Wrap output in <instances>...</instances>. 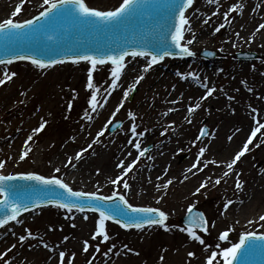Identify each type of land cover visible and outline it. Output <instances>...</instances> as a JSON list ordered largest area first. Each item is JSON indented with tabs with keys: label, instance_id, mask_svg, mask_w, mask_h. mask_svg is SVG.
<instances>
[{
	"label": "rangeland",
	"instance_id": "obj_1",
	"mask_svg": "<svg viewBox=\"0 0 264 264\" xmlns=\"http://www.w3.org/2000/svg\"><path fill=\"white\" fill-rule=\"evenodd\" d=\"M31 1L21 0L23 4L21 11L12 19L16 21L19 16L30 19L34 14H38L44 8L50 6V4H45L44 0H37L38 4H31ZM54 1L52 0V2ZM233 1L228 0L224 1V3L222 2V8L218 7L212 12L214 19L217 20L216 23H219V25L221 23L225 24V27L220 32H225L230 28V22L236 17L239 11L232 10L235 5ZM86 2L90 7L97 8L100 11H106L107 9L116 8L123 0H86ZM207 2L208 0H196L194 6L189 11L190 16L203 7L206 9ZM21 3L19 6H21ZM225 12L228 13L227 20L224 16ZM221 36H223V33L218 34V38H221ZM191 49L196 52L195 58H198V60H193L185 68H181L177 64V67L173 71L168 72L169 74H174L173 78L169 79L168 75H165L162 79L165 83L158 90L152 92L150 91L149 84L153 80V74L157 71V68L161 73H164V69L168 65L167 63L169 62L171 65H175L174 63L176 61L173 58H168L166 62L160 61L148 71L142 73V69L151 61L147 62L148 59L143 60L142 57H130L127 59L124 74L118 81L119 85L123 88L122 93L126 91V86H130V89L132 88L135 79L139 75H143L144 79L139 84H136L134 90L129 92L127 99H124L123 94L116 96L114 98L115 100L113 99L114 112L116 107L123 101L124 107L115 113L113 120V122L122 120L123 125L113 133H110L109 128L112 123L104 131L103 136L98 137V133L101 132L98 131L95 134L93 133L91 138H84L85 133H81L86 120L85 112H90L89 106L84 102V99L88 98L89 95H86L80 101L79 94L77 93V90H80L81 85L85 81L87 87L88 72L90 69L89 63L60 64L46 69H40L35 65L23 62L0 67V78H4L5 72L8 75H11L13 72L16 73L11 80L6 81L4 85L0 86V104L4 100L9 99L8 95L2 96V94L14 84L12 85V87L14 86L13 92L11 91L13 98L9 99L8 102L12 101L18 104L24 101L27 103L28 109L22 108L23 115L27 113L32 105L42 101H50L52 104L61 107L57 115L51 113L52 111L47 113L44 120H47L48 123L43 131L35 134L32 132L30 134L33 136V140L28 141L23 146L20 155L29 148L31 151L25 160L21 161L19 159L16 165H11L15 167V170H13L15 173L27 172L37 165L35 169L40 174L52 176L51 171L54 168L52 166V160L55 156L61 157L63 155V160H60V162H63L67 159V156L76 155L82 149L88 148L89 144H92V148L88 149V158L83 164L89 165L86 170L91 180L86 182L84 177H80L78 181H74L73 179L70 183L73 189L96 191L97 187H99L100 194L103 195H111L114 191H117L124 194L129 203H132L134 206H156L165 211L169 217L167 220V228L164 226H153L145 227V229H124L117 224L106 222V231L110 235V240L104 242L100 237H97L96 240L92 239V235L98 227L97 215L77 212L68 213L66 210L48 207L43 211L34 213V216L37 217L35 222L26 223L22 226L20 233L15 234L12 240L8 241L9 238H5L1 242L0 256L2 258H0V264H5V261L8 264H42L44 257L48 256L49 253L47 248L41 243V238L49 245V248H56L54 264H86L90 258L94 259L93 264H206L208 257L213 251L218 253L217 257L213 260V264H223V257L219 255V252L223 248L231 247L232 244L237 243L240 235L247 231L264 233V227H262L264 221L244 227L228 220L220 221V217L224 214V203L227 200L237 199L240 195V190H237L235 187V181L227 187L224 186L225 181L228 179L224 175L221 176V183L219 185H215V180L208 181L206 187L202 188L199 193H196L197 188L187 191L184 190L182 185H185L188 181V179L183 178L184 175L181 176L180 181H173L171 185L163 187L164 189H161L158 195L149 196L148 198H144V194L134 190V187H132V181L136 177L137 167L147 164L150 161L149 153L154 149V144L153 142L143 143L144 135L133 137L131 127L134 122L130 120L126 123L128 113L141 109L135 118H137L139 123L148 124L150 120L148 110L150 108L147 103L149 100L154 101L161 96H166L171 93L175 83L191 84L190 79L192 77L183 79L178 73L187 75L191 72L197 74L199 77L200 71L198 67L200 65L202 66L210 59H223L219 55L222 48L217 42L202 45L197 50L193 47ZM204 50L215 51L216 56L214 58L206 57L203 55ZM240 52H255L258 58L250 61L240 60L237 58V53ZM227 55L226 59L219 63L215 76L208 83L209 89H215L214 93L208 96L207 99H201L205 97L208 89L199 88L197 97V100H199H195L191 106L194 111L189 113L187 109V113L185 115L183 114L184 116L182 115L180 118L179 125H183L182 129L183 132H186V136H183L181 143L176 142V144L169 145L164 152V155L170 161L167 169L168 173L164 178H167L169 173L177 172L184 166L190 164L196 157V147L193 141H196L204 126L208 127V136L214 131H212L213 127L218 128L222 125L223 131H227L236 120L240 122L241 115L262 116L261 122L264 121V103L259 98H256V96L263 93V90L259 89L256 91L257 93L254 92L255 94L247 93V88L255 90L259 87L258 81L261 79V74H263L264 78V56L253 49L244 50L234 47L230 49ZM237 62L241 63L242 66L247 65V68L243 69L241 67L236 71L227 69L229 65L233 66ZM112 67V65H98L97 69L92 72L93 84L100 89L96 95L101 103H103V97L106 96L105 90L109 89L110 83L112 82ZM255 73H259V75L255 76ZM192 86L193 88L187 92L186 96L191 95L193 89L197 87L195 83H192ZM185 87L184 89L187 91L188 86ZM134 91L135 93L132 96ZM11 94L9 93V95ZM74 94L76 95L75 97ZM251 95L254 97L251 98ZM244 96H247V100L240 101ZM217 97H221L224 102H229L226 107L229 106L228 108L230 109V106H235V109L227 110L223 114L217 112L209 115V117H203L202 113L206 111L210 103ZM230 97H234V99H229ZM69 104H71L70 110L68 108ZM156 104L157 101L151 108L152 112L155 111L154 106ZM196 104H200L201 107L196 109ZM76 106L82 110V113L77 116L74 114V108ZM108 109L106 108L105 112ZM235 113L239 115L237 119ZM154 114L156 113H152V115ZM190 115L191 120L189 119ZM225 115L228 119H225ZM189 120L191 123L188 122ZM41 122L42 120L37 121L33 128L38 127ZM171 128L172 126L168 128L164 127L163 131L167 132ZM141 132L143 130L137 126V133ZM4 133L5 129L0 132V138ZM80 133L81 135L76 138L75 134ZM165 136L167 137L166 134ZM207 136L201 137V139ZM97 139H99L100 143H95ZM130 139H133L134 142H140L142 149L150 148V150L145 156L140 157L132 170L124 177L130 185V188L125 190L122 182L121 184L113 185L111 180L115 179L118 175H122L119 169L114 168L116 164L115 159L117 153L128 146L125 143ZM262 141H264V129L255 137L253 144L249 147L250 151L240 161L241 167H244L243 163L246 162V166L240 173V180L245 185H248L253 178L259 177L264 173V142ZM258 143L260 147L257 148L255 145ZM65 150L71 152L66 153ZM0 157L2 158L1 154ZM97 170H99V173ZM54 175L62 179H67L63 168H61L59 173L55 172ZM241 193L243 195V191ZM161 195L164 196V199L160 203H157V198ZM213 197L215 198L212 199ZM190 205H194L195 208L200 209L208 220L207 232L193 229L205 241L203 245L191 239L189 234L183 231L187 226H184L180 222L181 217L188 212ZM85 215L88 216L87 220L84 219ZM229 229H231L229 231V238L227 240H220V234ZM26 230H31L35 238H29L25 242H20L18 237L20 235H26ZM66 236L68 237L67 241L64 240ZM85 240L89 242L87 252L83 251V242ZM13 244L16 247L18 245L27 247L35 244V249L24 259L13 262V254L16 251V247L12 248ZM97 244L100 247L99 252L95 251ZM113 244L115 247H112ZM110 248L111 251H108ZM9 249L11 250L9 251ZM61 251L65 253L63 262H61L59 257ZM105 252L108 254L105 255ZM189 252H193L194 255L189 257ZM4 253H7V255H3Z\"/></svg>",
	"mask_w": 264,
	"mask_h": 264
},
{
	"label": "snow or ice",
	"instance_id": "obj_2",
	"mask_svg": "<svg viewBox=\"0 0 264 264\" xmlns=\"http://www.w3.org/2000/svg\"><path fill=\"white\" fill-rule=\"evenodd\" d=\"M146 2V0H145ZM194 0H169V2L164 6L163 10L160 12L157 19V24L159 31L153 38H148L141 34H133L132 37L127 35H121L119 38H115L110 35L114 28L119 25H127L130 21L137 20L141 23L143 22V17L138 12L141 7V0H123L120 7L113 11H100L97 8L90 7L86 0H44L45 4H50L49 8L40 12L39 16L33 19H27L21 21H15L11 18L0 22V34H3L5 40V53L8 55L7 59H0V65H6L13 63L14 60L20 61H31L33 65L40 69L51 68L56 64L64 63L65 61H71L73 64H79L82 61L88 62L90 64V69L88 72V84L87 88L92 89L93 92L88 101L90 109L92 112L97 111V107H103L104 104L108 102V96L112 95V91L117 88V82L120 80L121 76L124 74V69L126 67L127 57H144L150 58V63H147L144 67V71H148L153 65L163 61L165 57H194L196 52L191 49V45L197 39L195 32L192 30V24L190 19L185 16V12L193 5ZM211 3H217L218 0H208ZM23 4L15 9L13 16L21 11ZM243 8L242 3H238L233 6V11H238ZM178 14V25L172 24L170 26V21L177 19ZM225 19L228 18V13H224ZM210 19V18H209ZM209 19L203 20V23L207 25ZM67 21V23H63ZM185 26H187L188 32L191 34V39H188L185 43H181L184 40ZM225 24L221 23L218 27L214 29V32H220ZM264 29V23L259 24L257 31ZM90 30H95L99 35H92ZM240 33H236L239 36ZM91 36V39L89 38ZM134 45H142L146 49L151 47L152 51L141 50ZM235 46V45H234ZM28 51H38L49 57L59 55L61 51L70 53L64 56V59H52L47 60L37 59L35 56L26 54ZM96 53V54H92ZM213 54V53H210ZM113 66L111 69L112 82L109 89H106V96L103 97V103L98 100L96 93L100 91L98 87L93 84L92 72L97 69L98 65H104L109 63ZM16 73H11L8 75L7 72L4 74V78H0V86L4 85L6 81L11 80ZM183 79H188L192 77L199 80V77L195 73H188L184 75L178 73ZM144 79L143 75H139L136 79L132 88L123 93L124 99H127L129 92L134 90L136 84H139L141 80ZM205 89H208L205 97L201 99H207L208 96L212 95L215 89H209L208 85L203 84ZM252 91L251 88L247 89ZM229 99H234L230 97ZM175 103V101H173ZM124 107L123 101L116 107L113 113V119H110L108 123L104 126V129L98 133L99 136L104 135V131L107 130L108 125L113 123L115 118V113L119 112L121 108ZM200 104H196L195 108H200ZM69 110L71 109V104L68 105ZM189 113L193 112L194 109L190 106L188 108ZM167 115V113H164ZM85 116L91 119V116L86 111ZM129 116L134 119V113L129 112ZM187 119V118H186ZM42 122L38 127L33 129V133H40L45 129L47 120L41 118ZM191 123V121H188ZM257 127L251 132L250 137L247 142L243 144L242 149L235 153L234 158L230 163H227V169L233 171L234 165L241 160V157L249 152V145L252 144V138L257 136V133L264 129V123L256 121ZM146 131V130H145ZM167 131V129H165ZM131 133L135 138L137 135H144V132L137 133V125L133 123L131 127ZM163 134V133H162ZM207 129H202L197 140L201 137L206 136ZM232 137H229L231 140ZM33 136L29 135L25 143L32 141ZM264 142V141H262ZM95 143H100L99 139ZM138 152L136 159H134L128 165H125L123 161L117 164V167L121 169L122 175H118L115 179L111 180L113 185L121 184L125 190L130 188V185L124 177L132 170L133 166L139 161L140 157L146 155L149 152L148 148L141 147L140 142H134L133 139L128 140ZM196 141H193L195 144ZM255 147H260V144H256ZM92 148V144L88 145V148L82 149L81 152L76 154L75 159L81 160L83 155L87 153L88 149ZM31 149L24 151L19 159L21 161L28 157ZM205 153V148L201 147L199 149L198 158L195 163L187 170L192 172L193 169L197 171H203L207 167V163L203 167L197 168V165L201 163L200 157H203ZM128 155H131L129 152ZM151 159V157H149ZM215 164L216 161H211ZM68 164L75 167L73 163V158L69 157ZM4 163L0 162V169L4 168ZM60 168H55V172L59 173ZM99 173V170H97ZM167 172L164 173L166 175ZM196 173H193L195 175ZM236 177L235 187L237 190H243V184L240 180V173L234 172ZM229 172L226 171L224 176L227 177ZM159 179V177H158ZM187 179V176L184 177ZM32 181L36 182L31 185H20L16 183H10L14 181ZM211 177H207L196 189V193H199L202 188L206 187L208 181ZM172 180L167 181V185L172 184ZM221 183V178L215 180V185ZM43 193L46 196H56L58 199H48V200H33L31 199L30 193ZM0 194L3 195V199L0 200V228H4L9 224L10 221H14L17 224L23 223L22 220L18 219L22 212H28L30 209H35L43 205H54L57 208L65 209L68 213H72L73 210L85 213L91 212L98 214V227L95 233L92 235V239L96 240L100 237L102 241L107 242L110 240V235L106 231V221H112L117 225H120L124 229H145V227L153 226H164L167 228L166 221L168 220V214L158 207H143L134 206L129 203L124 194L114 191L112 195H101L99 187L96 191H83L74 190L68 183L62 178L56 176L45 177L44 175L37 174L35 172L19 173L16 175H3L0 174ZM12 197V199H10ZM164 199L161 195L157 198V203H160ZM237 201L227 200L224 205V211H227L230 205H233ZM243 203V201H239ZM11 209V211H9ZM194 211V205L188 207V213L191 217ZM196 217L199 218V226L202 228L203 232L208 231V221L204 217L202 212L197 211ZM84 219L87 220L88 216L85 215ZM260 221H264V215L259 217ZM238 223V221H237ZM253 223V221H249ZM264 227V225H262ZM186 231L191 239L198 241L200 244H204L205 241L193 230L191 226L183 229ZM229 229L220 234V240H227L229 238ZM29 238H35L31 230H26V235H20L18 240L20 242H25ZM67 241L68 237H64ZM41 243L45 248H49V245L43 241L41 238ZM83 251L87 252L89 247V242L85 240ZM16 245L13 244L12 248ZM112 247H115L113 244ZM127 247V245H125ZM219 247V245H217ZM11 249H9L10 251ZM264 250V233H259L255 231L245 232L239 236V242L234 243L231 247H225L219 255L223 257V264H233L234 260H237L238 255L241 257H248L254 255L258 251ZM95 251L99 252V244L96 245ZM111 251V248L108 250ZM105 255L108 253L105 252ZM3 255H7L4 253ZM74 255V254H73ZM138 255V253H137ZM193 252H189L188 256H193ZM218 253L216 251L211 252L208 257L206 264H213V260L217 257ZM65 253L61 251L59 257L61 262ZM2 258V256H0ZM163 259V257H161ZM5 264H8L5 261ZM88 264H92L89 261Z\"/></svg>",
	"mask_w": 264,
	"mask_h": 264
},
{
	"label": "bare ground",
	"instance_id": "obj_3",
	"mask_svg": "<svg viewBox=\"0 0 264 264\" xmlns=\"http://www.w3.org/2000/svg\"><path fill=\"white\" fill-rule=\"evenodd\" d=\"M32 1L31 4H38L37 0ZM223 1L225 0H218L217 3L211 4L208 2L206 9L203 7L202 9L195 11V13L189 18L192 24V30L195 32L197 37L191 47L197 50L202 45L217 42L222 48L219 52V55H221L223 59L208 60V62L198 67L200 71L199 80L194 78L191 79L190 82L196 83L201 89L204 88L203 84L206 83L208 85V83L212 80L218 70L219 63L226 59L228 52L233 47L237 49L242 48L244 50L253 49L258 51L260 55L264 56V29L257 31L259 24L264 23V0H234V3H236L235 5L241 2L243 4V8L238 11L236 17L230 22V28L227 31L214 32V29L219 26V23H216L217 20L214 19L212 12L213 10L215 11V9L218 8ZM20 3L21 0H0V22H3L9 18L12 19L14 17L12 14L15 12L17 7H20ZM25 19L26 17L19 16L17 21ZM205 19H209V23L207 25L203 23V20ZM237 32L240 33L239 36H236ZM220 33H223V36L218 38V34ZM185 39L186 41L191 39V34L188 32L187 28ZM193 60L194 58H191L188 61H176L174 63L175 65L168 64L167 70H165L164 73H161L157 68V71L153 74V80H151L149 84L150 91L152 92L158 90L160 86L165 83L164 80H162L165 75H168L169 79H172L174 74H169L168 72L173 71L174 68L177 67V64L181 68H185L191 62H193ZM165 61H167V59H165ZM241 67L246 69L247 65L242 66L241 63L237 62L234 63L233 66L229 65L227 69L230 71H236ZM144 72V69H142V73ZM258 75L259 73H255V76ZM85 84L86 81L81 85L80 90H77V93L79 94L80 101L86 95H89L88 98L84 99L86 105L89 106L88 101L93 90L88 89ZM12 85L10 88L4 91L2 96L8 95L9 99L13 98L11 91L13 90L14 86L12 87ZM258 85L259 87L255 90L252 89L251 92H248L247 90V93L255 94L257 93L256 91L262 89L263 93L259 96H256V98H259L264 103L263 74H261V79L258 81ZM185 86H188L187 91L184 89L186 88ZM126 87V91H128L130 86ZM122 89L123 88L118 85L117 88L112 91V95L108 98L109 105L106 103L103 105V107L98 106L96 112H92L89 106V115L91 116V119L86 116L84 126L81 130V133H85L84 138H91L93 133L95 134L98 131L104 129V126L108 123V121L113 119V101L115 100L114 98L116 96L123 94ZM191 89L192 84H181V82H178L174 84L171 93L167 94L166 96H161L154 101L149 100L147 103L150 108L148 110V115L150 116L148 124L139 123L137 118H135L138 116L141 109L135 110L134 112L130 111L131 113H134V119L129 116V113L127 115L126 123L132 120L140 129L143 130V143L153 142L154 144V149L149 153V157L153 158H151L147 164L137 167L136 177L133 178L132 181V187H134V190L140 191L141 194H144V198L158 195L161 189H164L163 187H165L169 179L172 181H180L182 175H184V177L187 176L188 179L186 184L182 185L184 190L187 191L193 188H198L201 183L209 176L213 181L217 178H221V176L224 175L226 171H228L229 177L227 176L228 179L224 183V186L227 187L234 181L235 175L233 174V171L240 173L246 166V162H244V167H241V164L238 161L237 164L234 165L233 171H229L227 169V163H230L234 158L235 153L242 149L243 144L247 142L251 132L255 127L258 126L256 121L264 123V121L261 122L262 116L241 115L240 122L236 120L238 125L236 122L232 123V127L227 131H223L222 125L218 128L213 127L212 131L214 130V132L208 137L205 139H200V141L196 139V143L194 144L196 147V157L190 162V164L184 166L177 172L169 173V176L164 178V176H166L164 173L167 172V169L170 165V161L168 157L164 155V152L167 150L169 145L176 144V142L181 143L183 136H186V132H183L182 129L183 125H179V121L182 115L187 113L188 107L192 106L194 101L197 100L199 94V89L195 88L193 89V93H191V95L186 96L187 92ZM9 93L11 95H9ZM75 96L76 95L74 94V97ZM250 97L253 98L254 96L251 95ZM9 99L4 100L0 104V132L5 129L4 135L0 138V154L2 155V158L0 157V162H3L5 166L4 168L0 169V174H10L14 172L13 170H15V167L11 165H16L17 161L19 160V155L22 152L23 146L26 145L25 141L27 140V137L33 132L34 124L41 120V118L45 119L49 111H52L51 113L57 115L61 109L59 105L52 104L50 101H42L32 105L27 113L23 115L22 108L26 109L27 103L23 101L21 103L15 104L12 101L8 102ZM244 100H247V96H244L240 101ZM156 101L157 104L154 106L155 111L152 112L151 108ZM173 101H175V103H173ZM228 103L229 102H224L221 97H217L212 101V103H210L206 111L202 113V116L209 117V115H212L213 113L218 112L223 114L226 113L227 110H234L235 106H230V109L228 108L229 106L226 107ZM77 105L79 104L77 103ZM106 108L109 109L105 112ZM81 113V108L76 106L74 108L75 116ZM152 113L156 114L152 115ZM164 113H167V115ZM191 115L189 116L190 120ZM235 115H237V119L239 115L236 113ZM224 117L225 119H228L226 115ZM11 120L13 121L11 122ZM185 122L187 121L185 120ZM170 126H172L170 130L167 132L163 131L164 127L168 128ZM81 133L75 134L76 138L79 137ZM259 133L260 132H258L257 135ZM230 136L232 137L231 140H229ZM223 137H225L224 140ZM254 139L255 137L252 138V144ZM127 144L128 146L119 151L116 155V164L114 168L119 169V172L121 169L117 167V164L120 161H123L125 165H128L138 155L137 150H135V148L130 145L128 141L125 143V145ZM252 144H250L249 147ZM201 147L205 148V153L203 157H200L201 163L197 165V168L203 167L205 163H207L208 166L205 167L203 171L198 172L197 169H193L192 172H188L187 170L193 165V163L197 161L199 149ZM40 152L42 151L40 150ZM65 152L70 153L71 151L68 152L65 150ZM129 152L131 155H128ZM88 153L89 151L83 155L81 160H76V155H69L63 162H60V160H63V155L61 157L55 156L52 160V166L54 167L51 171L52 175L55 173V168L58 167L60 169L63 168V171H65L67 179H64V181L66 183L71 182L73 179L74 181H78L80 177H84V180L89 182L91 178L87 175L86 170L89 165H83L88 158ZM69 157L73 158L75 167H72L71 164H68ZM243 158H245V155L241 157V160ZM211 161H216V163L213 164ZM35 167H37V165L31 168L28 172L40 174L37 172ZM193 173L196 174L193 175ZM241 192L242 190H240L239 197L233 200L237 202L229 206L228 210L220 217V221L228 220L233 223H237L238 221L237 224L242 227L260 221L259 217L264 215V173H262L259 177L253 178L248 185L243 184V195ZM214 198L215 197L212 199ZM239 201H243V203H239ZM20 220H22L23 223L17 224L12 221L4 228L0 229V245L5 238H9L8 241H10L13 239V237H15V234L20 233L22 230V225H25L26 222L34 223L36 217H34L32 214H27L21 217ZM250 220L253 221V223H249ZM34 246L35 244L29 245L27 247L18 245L16 247V251L13 254V262H16L19 259H24L28 254L31 253V251L35 249ZM47 251L49 255L44 257L42 264H54L57 251L56 248H47Z\"/></svg>",
	"mask_w": 264,
	"mask_h": 264
},
{
	"label": "water",
	"instance_id": "obj_4",
	"mask_svg": "<svg viewBox=\"0 0 264 264\" xmlns=\"http://www.w3.org/2000/svg\"><path fill=\"white\" fill-rule=\"evenodd\" d=\"M168 2H169V0H146V2H145V0H141V7L138 9V12L141 13L145 10L148 13V12H150V9H151V11L153 13V18H155V21L157 22V19L159 17L160 12L163 10L164 6ZM148 3H149V9H146L145 6ZM44 9H46V8H44ZM109 10H112V9H107L106 11H109ZM35 15L36 14H34L31 18H33ZM177 16H178V14H177ZM18 21L22 22L23 20H18ZM176 21H177V19L173 20L172 24H176ZM64 22H65V24L67 23V21H64ZM157 25H158L157 23L156 24H149L148 23V29L152 30ZM133 27H134L133 24L132 23L130 24V22L126 26L125 25H119L113 29V31L110 33V35L114 36L115 38H119L121 35H127L128 36L129 31H132ZM90 31H91L92 35H99V33H96L95 30H90ZM149 34L151 35V38H153L155 36L153 31H150ZM89 38L91 39V36ZM149 48L152 50L151 47H149ZM67 54H69V53L60 52L59 55L48 57V59L49 58H55V57L62 56V55H67ZM0 58H1V55H0ZM192 58H194V57H192ZM4 175H8V174H4ZM74 190H80V189H74ZM89 192H91V191H89ZM10 199H12V197H10ZM143 207H156V206H143ZM257 262H260L261 264H263V262L258 260V259H252L251 260V264H256Z\"/></svg>",
	"mask_w": 264,
	"mask_h": 264
}]
</instances>
